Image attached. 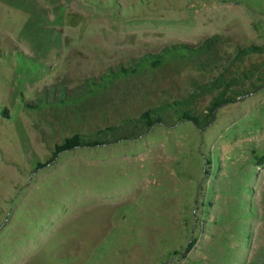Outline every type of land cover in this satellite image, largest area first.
<instances>
[{
  "label": "rangeland",
  "instance_id": "374dc122",
  "mask_svg": "<svg viewBox=\"0 0 264 264\" xmlns=\"http://www.w3.org/2000/svg\"><path fill=\"white\" fill-rule=\"evenodd\" d=\"M213 36L216 69L149 73L79 101L111 72ZM251 45L264 47V0H0V264H264V83L203 130L170 114L48 164L65 139L187 97ZM261 64L264 51L240 71Z\"/></svg>",
  "mask_w": 264,
  "mask_h": 264
},
{
  "label": "trees",
  "instance_id": "16d2710c",
  "mask_svg": "<svg viewBox=\"0 0 264 264\" xmlns=\"http://www.w3.org/2000/svg\"><path fill=\"white\" fill-rule=\"evenodd\" d=\"M221 42L222 38L220 36H213L200 46L181 44L165 50L162 54L149 55L128 67H122L118 72H111L104 80H101V83L92 84L94 90L83 92L79 101L91 97L101 101L102 95H106L118 83H132V81L143 79L142 77L147 76L149 73L176 71L178 68L188 66H197L198 69H209L210 71L216 69L220 65L218 62L224 59L219 56L218 46ZM263 51L264 47L257 45L237 46L234 56L228 58L219 75L208 83L195 81L193 83L194 91L187 97L150 108L135 120L131 118L123 119L120 126H111L105 130H100L95 136L75 134L55 146L48 164L53 163L60 154L74 149L100 147L128 140L131 135H134L129 128H124L129 124H134L136 128L139 124L143 128L142 131H150L158 125H167L170 114L176 117V124L190 122L201 130L209 127L214 122L216 113L221 107L235 103L240 98L261 89L263 85L256 88L255 82L264 83V72H262L264 64L252 66L250 71L248 69L240 71V65L245 59L252 55L262 54ZM203 57H206L207 64L202 61ZM247 82L252 88L251 91L244 90ZM201 95H210L211 101L206 112L198 114L195 104ZM131 96L124 93L125 100L123 101L127 103ZM196 241V239H192L188 243L184 256L194 248Z\"/></svg>",
  "mask_w": 264,
  "mask_h": 264
}]
</instances>
